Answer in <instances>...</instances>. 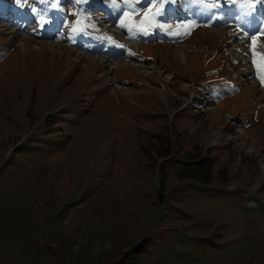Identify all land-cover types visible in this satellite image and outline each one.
<instances>
[{"label": "rangeland", "instance_id": "374dc122", "mask_svg": "<svg viewBox=\"0 0 264 264\" xmlns=\"http://www.w3.org/2000/svg\"><path fill=\"white\" fill-rule=\"evenodd\" d=\"M59 1L0 0V264H264V33L249 30L253 43L231 16L163 18L185 17V0L159 19L150 0L135 10L116 0L128 13L119 24L149 18L176 35L128 43L141 65L124 59L115 70L102 61L107 47L75 43L77 0L67 10ZM84 1L120 12L113 0ZM36 12L58 18L51 38ZM207 48L237 62V75ZM156 58L170 92L142 85ZM115 76L141 86L113 87ZM196 76L217 107L180 106L194 102ZM226 109L251 142L215 132L232 128Z\"/></svg>", "mask_w": 264, "mask_h": 264}, {"label": "bare ground", "instance_id": "6f19581e", "mask_svg": "<svg viewBox=\"0 0 264 264\" xmlns=\"http://www.w3.org/2000/svg\"><path fill=\"white\" fill-rule=\"evenodd\" d=\"M189 4H194L193 1H195V5L192 7V13L196 14L197 17H204L205 15H208L210 13L211 19H218L221 16L227 17V15L225 14V9L231 10L234 6L238 7L240 9V11H238L239 13V17L244 18L245 16L249 15L247 14L250 11L249 7H242L239 6L237 2H240V4L242 5V2H246L248 0H236V2L233 0L232 1H222V0H186ZM252 3V1H251ZM253 4V3H252ZM220 6V7H219ZM219 7V9L217 8ZM260 9V6L255 10L254 13H252L255 16L256 15V11ZM232 11V10H231ZM259 17V16H258ZM112 18H114V16H112ZM237 18V17H236ZM259 20L258 18H254ZM222 20V19H221ZM260 22L264 23V15H261V18L259 20ZM256 24L255 21L253 20H247L246 21V25L243 26V33H247V31H249L250 27ZM50 25H48L49 27ZM144 32L146 35L149 34L148 29H145L142 31ZM245 36V35H244ZM246 44L251 43V41H245ZM118 47L116 46L115 42L110 41L109 43V51H116Z\"/></svg>", "mask_w": 264, "mask_h": 264}, {"label": "snow or ice", "instance_id": "6c2138e0", "mask_svg": "<svg viewBox=\"0 0 264 264\" xmlns=\"http://www.w3.org/2000/svg\"><path fill=\"white\" fill-rule=\"evenodd\" d=\"M16 2H17V4H21V0H16ZM120 2L124 3L125 5L130 3L132 5V7H133V10H135V5L138 4V3H141L142 0H120ZM169 2H174V0H150V3H153L154 5H159L160 6L159 10L154 13V18L159 19V17L163 16L164 10H165L164 6H166V4L169 3ZM233 2H234V0H233ZM113 3L116 4V0H113ZM261 4H264V0H255V3L249 6L250 11L247 14L251 15L252 13H254L255 10ZM116 7L119 8V5L116 4ZM122 15L127 16L128 13L127 12H122ZM146 16H147V13H146ZM120 26L121 27H125L126 25L124 24L123 21H121ZM257 31H259L261 33H264V27H261V28L257 29ZM245 34L246 35H252L253 43H255V36L253 34H250V33H245ZM253 62L256 63L255 60ZM261 81H262V83H264V77H261Z\"/></svg>", "mask_w": 264, "mask_h": 264}]
</instances>
